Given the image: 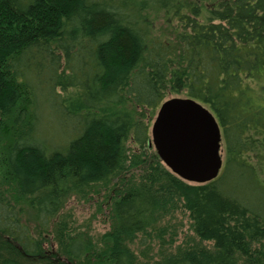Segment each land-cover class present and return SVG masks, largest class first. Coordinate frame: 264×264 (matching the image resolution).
Listing matches in <instances>:
<instances>
[{
    "label": "trees",
    "instance_id": "1",
    "mask_svg": "<svg viewBox=\"0 0 264 264\" xmlns=\"http://www.w3.org/2000/svg\"><path fill=\"white\" fill-rule=\"evenodd\" d=\"M167 96L215 117V180H181L149 146ZM133 169L107 233L59 216ZM177 209L196 240L152 264H264V0H0V264H138L129 244H164L156 226Z\"/></svg>",
    "mask_w": 264,
    "mask_h": 264
},
{
    "label": "water",
    "instance_id": "2",
    "mask_svg": "<svg viewBox=\"0 0 264 264\" xmlns=\"http://www.w3.org/2000/svg\"><path fill=\"white\" fill-rule=\"evenodd\" d=\"M160 161L184 181L205 184L222 168L221 132L212 113L188 98H172L159 107L150 129Z\"/></svg>",
    "mask_w": 264,
    "mask_h": 264
},
{
    "label": "rangeland",
    "instance_id": "3",
    "mask_svg": "<svg viewBox=\"0 0 264 264\" xmlns=\"http://www.w3.org/2000/svg\"><path fill=\"white\" fill-rule=\"evenodd\" d=\"M206 2L212 3L213 0H205ZM204 4V3H203ZM208 7L211 4H204ZM154 20V26L157 30V32L160 34V31L167 32V29L164 26L162 15L155 14L152 16ZM173 98V96H167L166 100H169ZM156 110L154 112V115L152 114V121L150 123V129L151 125L156 117L157 114ZM149 115V113H148ZM46 120L45 127H46V133H50L51 131V124L56 125L54 122H48L47 118L44 117ZM50 118H48L49 120ZM47 124V125H46ZM61 131V128H58ZM150 129H149V136H150ZM65 134L61 136V140L65 139ZM150 139V138H149ZM152 148V147H151ZM153 149V148H152ZM220 154L222 156V159L224 161V151L220 150ZM148 158H144V161H148ZM136 177L135 180H138L139 174L136 172L135 169L133 171H130L129 173H126L124 175L119 176L117 179L113 180L107 186L99 187L97 189H92L90 191V195H88L85 199L77 200L75 198L69 199L65 205L63 210L60 212L59 216H65L69 215L71 217V222L73 223L72 227L76 231L83 230L87 233H89L93 237H97L98 235H101L103 233H107V231L111 228V218H110V202L109 197L111 196L112 188H120L121 186L120 179H123L125 181ZM134 180V179H131ZM194 184V183H190ZM198 185V184H197ZM29 213L25 214V217L28 216ZM24 223L28 225L31 232H34V225L31 224V222H28L26 218H24ZM160 231H163L166 227L167 232L163 236L164 241H166L164 244H159V241L151 238L148 240V237H145L148 241L141 242L139 239H135L131 244H129V249L133 252L134 256L138 258L137 262L138 264H152L157 258L158 250L162 249L161 251L164 252H174L175 248L183 246V242L196 240L192 230H191V221L189 219L188 214L182 210L177 209L171 216H167L162 222H160L156 229L160 228ZM152 233V232H151ZM54 233L48 234L47 236H41L39 238V241L41 243H45L44 247L46 249L51 247L53 248V252L57 249V244L54 242ZM50 244V245H49ZM4 245V244H3ZM11 245V244H8ZM7 262H12L14 264H40L39 261H26L21 260L20 256L16 257L14 254L7 255Z\"/></svg>",
    "mask_w": 264,
    "mask_h": 264
},
{
    "label": "bare ground",
    "instance_id": "4",
    "mask_svg": "<svg viewBox=\"0 0 264 264\" xmlns=\"http://www.w3.org/2000/svg\"><path fill=\"white\" fill-rule=\"evenodd\" d=\"M150 13H152V15H155V14H157V13H153L152 11H149Z\"/></svg>",
    "mask_w": 264,
    "mask_h": 264
}]
</instances>
